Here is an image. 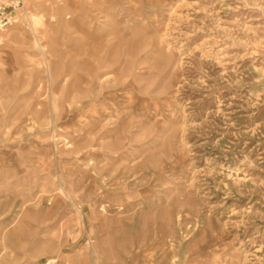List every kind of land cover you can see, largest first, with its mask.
Returning <instances> with one entry per match:
<instances>
[{
    "label": "rangeland",
    "instance_id": "1",
    "mask_svg": "<svg viewBox=\"0 0 264 264\" xmlns=\"http://www.w3.org/2000/svg\"><path fill=\"white\" fill-rule=\"evenodd\" d=\"M0 264H264V0H25Z\"/></svg>",
    "mask_w": 264,
    "mask_h": 264
},
{
    "label": "built area",
    "instance_id": "2",
    "mask_svg": "<svg viewBox=\"0 0 264 264\" xmlns=\"http://www.w3.org/2000/svg\"><path fill=\"white\" fill-rule=\"evenodd\" d=\"M25 0H0V30H4L15 22L16 12L24 8Z\"/></svg>",
    "mask_w": 264,
    "mask_h": 264
},
{
    "label": "bare ground",
    "instance_id": "3",
    "mask_svg": "<svg viewBox=\"0 0 264 264\" xmlns=\"http://www.w3.org/2000/svg\"><path fill=\"white\" fill-rule=\"evenodd\" d=\"M36 22H38V20H36Z\"/></svg>",
    "mask_w": 264,
    "mask_h": 264
}]
</instances>
